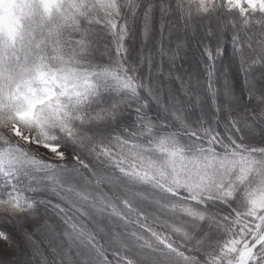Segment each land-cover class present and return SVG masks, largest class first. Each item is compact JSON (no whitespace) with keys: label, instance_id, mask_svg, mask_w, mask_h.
<instances>
[{"label":"trees","instance_id":"1","mask_svg":"<svg viewBox=\"0 0 264 264\" xmlns=\"http://www.w3.org/2000/svg\"><path fill=\"white\" fill-rule=\"evenodd\" d=\"M12 2L0 20V264H23L20 240L32 264H236L263 230L264 8ZM248 264H264V241Z\"/></svg>","mask_w":264,"mask_h":264},{"label":"rangeland","instance_id":"2","mask_svg":"<svg viewBox=\"0 0 264 264\" xmlns=\"http://www.w3.org/2000/svg\"><path fill=\"white\" fill-rule=\"evenodd\" d=\"M228 1L231 5H240L243 3V4H246L249 6H260V7L264 8V0H228ZM12 4H13L12 0H9L8 2H6V6L4 5L5 11H4V14L0 20L1 21H7L8 20L6 22V25L9 24L10 19H12L11 18L12 10L10 8L12 6ZM35 105H33L28 112L24 113L23 116H31L32 112H33V107ZM10 130L14 133V135L18 138V140H20L22 143H24L26 145H28V144L31 145L32 148H34L36 151H38L43 156L48 157L50 159H63L64 158V154L59 149H57L56 147L48 146V145L42 144L40 142H37V141L31 139L28 135L24 134L23 132L19 131L18 129H16L14 127H11ZM262 220H263L262 229L264 230V210H263V219ZM43 240L50 242V241H52V238H50V236L49 237L46 236V232H43ZM18 244L20 245L19 251L14 252V250H13V252L15 254L17 253L19 255V257L22 259L23 264H32V258L30 256L27 257V255L24 254L26 249L29 248L28 242L20 240V242ZM6 245H7L6 243H1V241H0V249L6 250L5 249ZM248 248L249 247L243 249L240 252L239 257H241L242 254ZM23 250H25V251H23ZM11 251H12V249H11ZM11 254H12V252H11Z\"/></svg>","mask_w":264,"mask_h":264},{"label":"water","instance_id":"3","mask_svg":"<svg viewBox=\"0 0 264 264\" xmlns=\"http://www.w3.org/2000/svg\"><path fill=\"white\" fill-rule=\"evenodd\" d=\"M264 241V230L262 233L253 241V243L250 245V247L245 251L246 255L244 258L239 259L236 264H248L250 261L254 250Z\"/></svg>","mask_w":264,"mask_h":264},{"label":"bare ground","instance_id":"4","mask_svg":"<svg viewBox=\"0 0 264 264\" xmlns=\"http://www.w3.org/2000/svg\"><path fill=\"white\" fill-rule=\"evenodd\" d=\"M245 255H246V252H244V253L242 254V256L240 257V259L244 258Z\"/></svg>","mask_w":264,"mask_h":264}]
</instances>
